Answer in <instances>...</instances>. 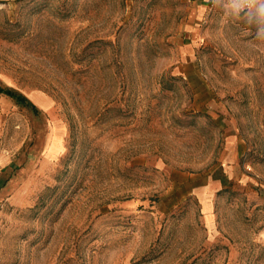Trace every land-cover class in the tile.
Returning <instances> with one entry per match:
<instances>
[{"label":"rangeland","instance_id":"rangeland-1","mask_svg":"<svg viewBox=\"0 0 264 264\" xmlns=\"http://www.w3.org/2000/svg\"><path fill=\"white\" fill-rule=\"evenodd\" d=\"M0 264H264V45L206 0H0Z\"/></svg>","mask_w":264,"mask_h":264},{"label":"clouds","instance_id":"clouds-1","mask_svg":"<svg viewBox=\"0 0 264 264\" xmlns=\"http://www.w3.org/2000/svg\"><path fill=\"white\" fill-rule=\"evenodd\" d=\"M220 14L222 25L243 28L257 45H264V0H206Z\"/></svg>","mask_w":264,"mask_h":264},{"label":"trees","instance_id":"trees-1","mask_svg":"<svg viewBox=\"0 0 264 264\" xmlns=\"http://www.w3.org/2000/svg\"><path fill=\"white\" fill-rule=\"evenodd\" d=\"M0 94H6L12 97L15 101V104L30 110L35 116L40 115L39 107L31 101L26 95L21 93L20 91L11 88V87H4L0 85Z\"/></svg>","mask_w":264,"mask_h":264}]
</instances>
